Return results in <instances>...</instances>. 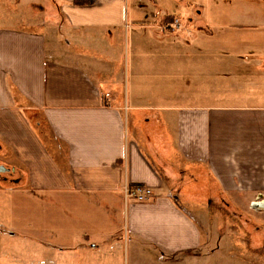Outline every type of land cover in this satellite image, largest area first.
<instances>
[{"label":"crops","instance_id":"crops-1","mask_svg":"<svg viewBox=\"0 0 264 264\" xmlns=\"http://www.w3.org/2000/svg\"><path fill=\"white\" fill-rule=\"evenodd\" d=\"M123 1L60 4L59 32H73L72 52L58 37L0 26V165L8 169L0 175L13 178L0 177V235L12 239H0L9 246L0 264H264V230L243 212L264 197V40L242 39L257 26L241 31L231 19L221 29L234 30L219 41L225 56L234 49L221 62L234 102L179 106L176 90L196 87L191 78L169 82L172 62L160 54L175 47L169 40L136 41L145 54L122 75L123 29L163 35L169 24L167 14L154 26L128 22ZM89 40L85 57L78 46ZM132 185L151 196L125 198ZM191 189L200 197L186 207L202 209L201 225L177 203L176 192ZM221 209L252 243L230 233L225 247Z\"/></svg>","mask_w":264,"mask_h":264},{"label":"rangeland","instance_id":"rangeland-1","mask_svg":"<svg viewBox=\"0 0 264 264\" xmlns=\"http://www.w3.org/2000/svg\"><path fill=\"white\" fill-rule=\"evenodd\" d=\"M76 1V0H74ZM179 1V2H178ZM65 0H0V26L13 27L24 30H36L46 34L47 36L54 37L56 40L60 39V46L64 51H74V44L70 34L73 32L66 31V34L60 33L64 27L62 15L60 14V4ZM80 2V1H78ZM123 12L128 22L132 20L134 16L140 17L142 20H146L151 26L157 25L160 19V15H171L174 19H178L181 23L182 29L180 31H171L167 29V33L158 35V29H147L143 26L130 27L123 29L121 33L120 45L123 51L124 64L121 65V73L125 76L132 74L134 65L132 64V58L134 56L143 57L145 50L137 47L135 42L139 41H156L161 46L163 41L169 40L175 47L170 49L161 48V56L168 57L171 60V70H169L171 76V84L181 82L191 78L196 89L193 90V95H186V90L179 96L172 100L171 103H176L179 106L188 107H204L215 106L233 103L234 96L227 95L234 91L232 89L233 75H227L231 71L229 68L224 70L223 58H230L232 61L234 57L233 50L229 49L230 53L223 54L221 52L219 41L231 38L234 34L230 28H226L223 32L221 29L228 27L229 20H233L234 23L239 25L241 31H246L243 27L248 24L257 26V30L252 31L249 35H245L242 39L250 38L252 40L263 41L264 40V1L261 0H124ZM246 10H254L255 15L247 20L244 17ZM232 12L236 13L235 16L230 15ZM164 18V17H162ZM231 20V21H232ZM139 25V24H138ZM243 27V28H242ZM154 31H156L154 33ZM222 31V32H221ZM239 31V30H238ZM58 37V38H57ZM88 41V40H87ZM84 41L79 44L78 48L83 49L84 56L88 57L87 51L92 47V43ZM186 42L193 43L191 45ZM256 50V49H255ZM261 51V50H260ZM87 53V54H86ZM227 62V61H226ZM226 75V77H224ZM179 78V80H178ZM225 95H224V94ZM168 100V99H167ZM132 123V121L130 120ZM129 122V130L131 129V123ZM1 176L7 177L6 181H12L13 178L9 174H1ZM195 182V181H194ZM177 203L183 206L181 209L192 215L194 220L198 221L201 225V208H187L188 204H193L196 197H200L199 193L191 189L189 193L176 192ZM193 197V198H192ZM191 200V201H190ZM193 201V203H192ZM187 206V207H186ZM186 207V208H185ZM211 216L214 215L216 210L211 209ZM222 210V209H221ZM225 213L223 221V231L226 237L222 240L225 243V247L229 248V243L232 242L228 239V234L235 233L236 239L234 242H238L245 236V225L242 228L238 225L236 229H233V224L230 223L229 212L227 209H223ZM243 212L251 217L252 220L257 222L264 230V210H256L253 208H244ZM195 220V221H196ZM247 227V226H246ZM232 230V231H231ZM123 229V237H124ZM218 235L216 231L215 235ZM0 239L4 240V243L9 244L12 239L7 236L0 235ZM241 240L242 243H252L253 241ZM23 243V242H22ZM21 247L17 245L19 250L26 252L27 248H24V244ZM9 246L0 247L1 254H9L7 250ZM25 249V250H24ZM53 249V250H52ZM51 249V257L58 259V248ZM27 253H36L35 249H27ZM36 258V257H35ZM57 263V261H56ZM58 264V263H57Z\"/></svg>","mask_w":264,"mask_h":264},{"label":"built area","instance_id":"built-area-1","mask_svg":"<svg viewBox=\"0 0 264 264\" xmlns=\"http://www.w3.org/2000/svg\"><path fill=\"white\" fill-rule=\"evenodd\" d=\"M167 29L171 31H180L182 26L178 19H174L167 25ZM124 193L125 198L137 202L145 201L151 196V190L142 185L126 186ZM249 207L256 210H264V197L262 195H257L252 201H250Z\"/></svg>","mask_w":264,"mask_h":264},{"label":"trees","instance_id":"trees-1","mask_svg":"<svg viewBox=\"0 0 264 264\" xmlns=\"http://www.w3.org/2000/svg\"><path fill=\"white\" fill-rule=\"evenodd\" d=\"M174 20V17L169 15V16H166L163 20L164 24L165 23H171L172 21Z\"/></svg>","mask_w":264,"mask_h":264},{"label":"water","instance_id":"water-1","mask_svg":"<svg viewBox=\"0 0 264 264\" xmlns=\"http://www.w3.org/2000/svg\"><path fill=\"white\" fill-rule=\"evenodd\" d=\"M7 170L8 169L6 167L0 165V172H4V171H7Z\"/></svg>","mask_w":264,"mask_h":264},{"label":"flooded vegetation","instance_id":"flooded-vegetation-1","mask_svg":"<svg viewBox=\"0 0 264 264\" xmlns=\"http://www.w3.org/2000/svg\"><path fill=\"white\" fill-rule=\"evenodd\" d=\"M261 1H264V0H261ZM179 2V1H178Z\"/></svg>","mask_w":264,"mask_h":264}]
</instances>
